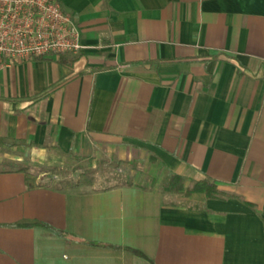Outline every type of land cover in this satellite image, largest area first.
<instances>
[{
	"label": "crops",
	"instance_id": "crops-1",
	"mask_svg": "<svg viewBox=\"0 0 264 264\" xmlns=\"http://www.w3.org/2000/svg\"><path fill=\"white\" fill-rule=\"evenodd\" d=\"M58 1L87 48L0 67V139L39 154L0 172V264H264V0Z\"/></svg>",
	"mask_w": 264,
	"mask_h": 264
},
{
	"label": "built area",
	"instance_id": "built-area-1",
	"mask_svg": "<svg viewBox=\"0 0 264 264\" xmlns=\"http://www.w3.org/2000/svg\"><path fill=\"white\" fill-rule=\"evenodd\" d=\"M85 48L78 23L58 0H0V67Z\"/></svg>",
	"mask_w": 264,
	"mask_h": 264
},
{
	"label": "rangeland",
	"instance_id": "rangeland-1",
	"mask_svg": "<svg viewBox=\"0 0 264 264\" xmlns=\"http://www.w3.org/2000/svg\"><path fill=\"white\" fill-rule=\"evenodd\" d=\"M13 156H17L19 160H22L29 165L36 162L35 160L38 158V152L31 150V149H23L20 148L19 150H12ZM18 153V155L16 154ZM6 155V154H4ZM50 160H47L46 166L55 168L52 173L57 172V170L71 173L74 178L78 179L82 172L85 173L86 181L94 179L95 182H99V184H115L119 177L121 178L122 175L125 174L123 171H119L118 168L120 167L117 161L113 160H105L100 158L96 161H90L92 159H85L81 158L79 155H71V154H62L57 152H51L49 154ZM53 158V159H51ZM56 161V163H54ZM123 166V165H121ZM39 168V167H38ZM35 170V167L32 168ZM57 169V170H56ZM119 175V176H117ZM105 179L107 181H105ZM123 179V178H122Z\"/></svg>",
	"mask_w": 264,
	"mask_h": 264
},
{
	"label": "trees",
	"instance_id": "trees-1",
	"mask_svg": "<svg viewBox=\"0 0 264 264\" xmlns=\"http://www.w3.org/2000/svg\"><path fill=\"white\" fill-rule=\"evenodd\" d=\"M16 144L7 143L3 139H0V172H11V171H24L29 172L30 166L25 164L22 160H19L17 156H13L12 150H15ZM6 154V155H4ZM18 155V153L16 152ZM33 173L37 174L43 167L36 166ZM39 167V168H38ZM166 189L170 191H181L184 189L183 178L177 174H171L169 181L166 183ZM216 188L214 184L207 181L194 183L191 187L187 188L186 191L192 192H203L208 195H213Z\"/></svg>",
	"mask_w": 264,
	"mask_h": 264
}]
</instances>
